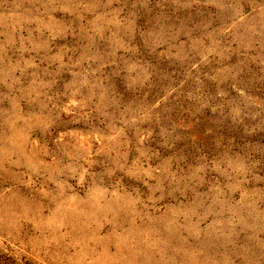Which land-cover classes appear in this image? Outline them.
I'll return each mask as SVG.
<instances>
[{
	"label": "rangeland",
	"instance_id": "obj_1",
	"mask_svg": "<svg viewBox=\"0 0 264 264\" xmlns=\"http://www.w3.org/2000/svg\"><path fill=\"white\" fill-rule=\"evenodd\" d=\"M0 264H264V0H0Z\"/></svg>",
	"mask_w": 264,
	"mask_h": 264
},
{
	"label": "bare ground",
	"instance_id": "obj_2",
	"mask_svg": "<svg viewBox=\"0 0 264 264\" xmlns=\"http://www.w3.org/2000/svg\"><path fill=\"white\" fill-rule=\"evenodd\" d=\"M72 219V218H71ZM70 220V219H69Z\"/></svg>",
	"mask_w": 264,
	"mask_h": 264
}]
</instances>
